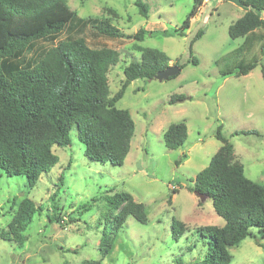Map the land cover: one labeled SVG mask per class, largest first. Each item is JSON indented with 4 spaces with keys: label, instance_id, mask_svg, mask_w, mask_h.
Wrapping results in <instances>:
<instances>
[{
    "label": "rangeland",
    "instance_id": "obj_1",
    "mask_svg": "<svg viewBox=\"0 0 264 264\" xmlns=\"http://www.w3.org/2000/svg\"><path fill=\"white\" fill-rule=\"evenodd\" d=\"M68 1L81 17L110 18L124 35L113 38L91 25L79 31L71 26L54 41L37 42L27 58L79 34L92 47L115 48L120 61L108 73L111 95L124 82L125 67L141 59L136 45L163 50L170 65L183 67L167 79L133 80L117 102L119 108L130 110L136 124L123 165L88 157L74 128L72 144L53 147L59 162L44 172L33 188L24 176L2 174L0 232L7 228L23 198H33L43 209L24 231L22 246L0 236V264H80L88 259H100L103 264L199 263L208 245L199 227L225 223L212 199L203 200L190 188L222 145L216 137L219 125L234 144L246 175L264 183V29L249 40L230 36L229 26L246 12L237 0L203 1L184 36L177 32L194 0H143L149 7L148 17L140 13L137 0ZM261 14L264 17V11ZM140 28L153 34L139 41L135 34ZM200 28L204 33L190 49ZM252 60L259 64L247 74H236L240 63ZM175 93L186 97L170 103ZM182 121L188 126L187 140L178 148H169L164 133L170 124ZM121 191L145 205L146 222L131 215L123 225L119 223L118 211L112 213L106 195ZM55 205L60 220L50 219ZM174 218L186 226L180 237L173 234ZM104 230L112 242L107 254L100 248ZM252 231L255 236L230 248V264H264V237L259 228Z\"/></svg>",
    "mask_w": 264,
    "mask_h": 264
},
{
    "label": "trees",
    "instance_id": "obj_2",
    "mask_svg": "<svg viewBox=\"0 0 264 264\" xmlns=\"http://www.w3.org/2000/svg\"><path fill=\"white\" fill-rule=\"evenodd\" d=\"M204 0H194L193 7L181 25L178 35L184 36ZM245 14L229 26L233 38L249 40L257 30L264 29V0H237ZM136 5L148 17L149 7L143 0ZM91 25L100 34L122 37L123 31L110 18L81 17L68 0H0V177L24 176L31 188L44 172L59 162L53 147L72 144L71 132L85 145V153L93 160L123 165L135 134V120L129 109L119 108L117 102L135 79H151L170 66L169 55L158 48L136 45L141 52L139 61L125 67V80L120 89L110 94L108 73L120 61V52L112 47H92L83 35L68 36L44 49L35 58H27L40 40L54 41L67 28L79 31ZM168 34V31H163ZM200 28L190 42L202 36ZM153 34L140 28L139 41ZM264 55V41L261 45ZM198 62L196 57L192 58ZM259 64L258 60L240 63L237 75L247 74ZM183 67V65H180ZM264 76V66H263ZM173 94L170 103L185 99ZM255 131H238L251 133ZM188 137L185 121L172 123L164 133L165 144L178 148ZM216 137L222 142L210 163L194 178L192 191L211 198L223 225H203L199 231L208 238L207 250L196 264H230V248L247 236H255L257 227L264 237V183L249 178L242 162L237 160L234 144L217 127ZM110 210L120 224L134 216L147 221L146 207L125 191L106 195ZM171 201V197H169ZM56 206V205H55ZM89 209L90 205H84ZM33 198H23L12 219L0 232L8 240L24 244V231L36 213L42 211ZM51 220H60L57 210ZM173 234H184L185 223L173 219ZM121 225V226H122ZM259 245H263L258 241ZM101 251L107 254L112 242L103 231ZM80 264H103L100 259H88Z\"/></svg>",
    "mask_w": 264,
    "mask_h": 264
},
{
    "label": "water",
    "instance_id": "obj_3",
    "mask_svg": "<svg viewBox=\"0 0 264 264\" xmlns=\"http://www.w3.org/2000/svg\"><path fill=\"white\" fill-rule=\"evenodd\" d=\"M181 67L178 65H170L167 68L160 70L157 74H156V78L159 80H163V79H167L172 75L177 74L180 71ZM198 196L201 197V199H206L207 195L203 194V193H199V192H195Z\"/></svg>",
    "mask_w": 264,
    "mask_h": 264
},
{
    "label": "crops",
    "instance_id": "obj_4",
    "mask_svg": "<svg viewBox=\"0 0 264 264\" xmlns=\"http://www.w3.org/2000/svg\"><path fill=\"white\" fill-rule=\"evenodd\" d=\"M206 1H208V0H204V3H205ZM210 1H211V0H210Z\"/></svg>",
    "mask_w": 264,
    "mask_h": 264
}]
</instances>
